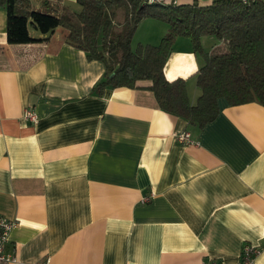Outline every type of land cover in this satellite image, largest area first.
Wrapping results in <instances>:
<instances>
[{
  "label": "crops",
  "instance_id": "1",
  "mask_svg": "<svg viewBox=\"0 0 264 264\" xmlns=\"http://www.w3.org/2000/svg\"><path fill=\"white\" fill-rule=\"evenodd\" d=\"M28 2L56 15L77 9L76 0ZM141 23L145 36L168 31ZM149 40L138 42H159ZM199 66L189 40L176 38L164 74L185 80L191 104ZM104 70L60 30L8 44L0 6V216L17 222L12 264H237L246 243L262 248L253 264H264V104L221 99L198 128L160 110L149 81L94 93ZM27 108L37 123L23 118ZM180 132L194 144L178 143Z\"/></svg>",
  "mask_w": 264,
  "mask_h": 264
},
{
  "label": "trees",
  "instance_id": "2",
  "mask_svg": "<svg viewBox=\"0 0 264 264\" xmlns=\"http://www.w3.org/2000/svg\"><path fill=\"white\" fill-rule=\"evenodd\" d=\"M0 6L6 12L8 44L44 41L60 30L64 42L83 51L89 61H101L105 70L94 93L137 89V82L149 81L147 89L160 110L198 128L217 117L221 99L232 106L264 104V0H76L77 9L64 6L59 15L33 10L28 0H0ZM146 18L166 23L168 31L156 44L133 45L134 33ZM31 28L42 37H33ZM178 37L189 40L200 62L194 74L200 91L195 104L189 101L184 79L170 81L164 74ZM204 38L220 45L206 50Z\"/></svg>",
  "mask_w": 264,
  "mask_h": 264
},
{
  "label": "built area",
  "instance_id": "3",
  "mask_svg": "<svg viewBox=\"0 0 264 264\" xmlns=\"http://www.w3.org/2000/svg\"><path fill=\"white\" fill-rule=\"evenodd\" d=\"M149 3H170L171 0H147ZM23 118L30 123H37L38 116L32 108H27L23 112ZM176 141L184 145L194 144L188 132H180L175 135ZM17 222L15 220H8L0 216V264H12L15 263L16 257L12 252L7 251L9 245V233L16 226ZM262 251L259 246H254L251 244H244L237 264H253L255 257ZM205 264V263H204ZM206 264H217L211 261Z\"/></svg>",
  "mask_w": 264,
  "mask_h": 264
},
{
  "label": "rangeland",
  "instance_id": "4",
  "mask_svg": "<svg viewBox=\"0 0 264 264\" xmlns=\"http://www.w3.org/2000/svg\"><path fill=\"white\" fill-rule=\"evenodd\" d=\"M162 22V21H161ZM148 27H147V25H142V23H141V25H140V23H139V25H138V29H137V33H136V35L135 36H133V45H135L136 44V42H138V41H143V42H145L146 40H149V39H152V40H149V41H154V42H158L160 39H161V35L162 34H160L161 32H160V29H149V31H151V33H150V35H148L147 34V36H145V34H144V31L147 29ZM149 28H151V27H149ZM158 33H159V35H158ZM165 33V32H164ZM154 34H156V36H154ZM149 38V39H148ZM144 39V40H143Z\"/></svg>",
  "mask_w": 264,
  "mask_h": 264
}]
</instances>
